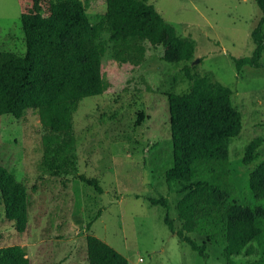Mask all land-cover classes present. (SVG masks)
I'll use <instances>...</instances> for the list:
<instances>
[{"label": "rangeland", "instance_id": "obj_1", "mask_svg": "<svg viewBox=\"0 0 264 264\" xmlns=\"http://www.w3.org/2000/svg\"><path fill=\"white\" fill-rule=\"evenodd\" d=\"M38 1L47 15L55 0ZM80 1L89 25L101 23L95 43L102 50L100 74L106 87L81 99L73 113L76 175L53 176L42 166L36 108L19 119L0 115V166L13 173L28 196L22 233L5 218L0 197V247L24 246L30 264H87L85 236L93 235L130 264H225L222 236L188 234L197 244L205 243L204 259L163 222L167 213L175 230L181 225L175 210L182 195L179 185L165 180L171 161L167 94L188 92L194 74L210 75L233 91L241 130L227 142L224 166L206 170L222 179L227 203L237 204L244 215L263 214L264 200L250 191L249 174L264 162V69L244 66L236 71L232 61L250 55V32L260 11L253 0H147L178 37L193 41L194 51L181 61L169 46L142 40L143 58L134 63L115 54L103 19L105 0ZM29 8L32 0H0V52L26 54L20 14ZM255 138L261 139L257 159L245 165V147ZM78 175L95 178L101 192ZM160 198L168 208L149 202ZM258 259L256 247L252 256L233 260L251 264Z\"/></svg>", "mask_w": 264, "mask_h": 264}, {"label": "trees", "instance_id": "obj_2", "mask_svg": "<svg viewBox=\"0 0 264 264\" xmlns=\"http://www.w3.org/2000/svg\"><path fill=\"white\" fill-rule=\"evenodd\" d=\"M253 1L260 11L250 32L253 49L248 56L232 58L236 71L244 66L264 69V0ZM105 4L103 19L120 61L142 60V40L153 46H169L178 60L192 57L193 41L178 37L174 27L147 0H105ZM40 9L39 1L32 0V8L20 14L26 54L0 52V115L19 119L27 109L36 108L42 131V166L53 176L76 175L73 113L81 99L99 95L106 87L100 74L102 50L95 43L101 23L89 25L80 0H55L47 15ZM232 95L229 87L210 75L197 74L192 76L188 92L167 94L171 161L165 180L179 185L182 195L175 210L181 225L175 230L167 213L163 222L204 259L205 243L197 244L189 233L205 234L209 239L222 236L225 264H234L237 256H252L256 247L259 259L251 264H264V212L242 214L237 204L227 203L221 195L222 179L206 170L210 165L219 169L224 166L227 142L241 130L242 117L233 105ZM260 143L261 139L255 138L246 145L242 159L245 165L257 159ZM78 177L101 192L95 178ZM249 189L257 199L264 200V162L250 172ZM0 197L5 218L13 222L17 232H24L26 188L3 166ZM149 202L168 208L164 198ZM85 245L87 264H130L93 235L85 236ZM0 264H30L25 247H0Z\"/></svg>", "mask_w": 264, "mask_h": 264}]
</instances>
